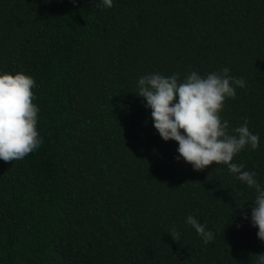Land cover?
I'll list each match as a JSON object with an SVG mask.
<instances>
[{
  "label": "trees",
  "instance_id": "1",
  "mask_svg": "<svg viewBox=\"0 0 264 264\" xmlns=\"http://www.w3.org/2000/svg\"><path fill=\"white\" fill-rule=\"evenodd\" d=\"M97 4L0 0V71L35 81L42 138L23 162L0 161V264H254V189L224 164L174 159L136 81L224 66L244 77L220 115L259 135L232 162L264 184V0Z\"/></svg>",
  "mask_w": 264,
  "mask_h": 264
},
{
  "label": "clouds",
  "instance_id": "2",
  "mask_svg": "<svg viewBox=\"0 0 264 264\" xmlns=\"http://www.w3.org/2000/svg\"><path fill=\"white\" fill-rule=\"evenodd\" d=\"M100 4L110 8L113 0H98ZM229 72L227 66L203 76L193 70L182 80L178 73H145L137 78L136 94L150 109L152 126L159 137L177 143L174 159L189 163L193 170H202L213 162L224 164L238 180L254 189L253 206L245 218L264 242V184L257 180L255 171L242 170L243 164L232 162L246 145L255 150L259 135L249 130L246 120L229 131L228 121L220 115L225 99L234 98L236 89L246 86L244 77ZM35 88V81L21 71H0V161L6 165L23 162L42 143L36 131L39 113L33 106ZM185 223L204 244L214 239L213 232L193 215L186 216ZM173 232L179 236L174 228ZM254 264H264V252L256 254Z\"/></svg>",
  "mask_w": 264,
  "mask_h": 264
}]
</instances>
